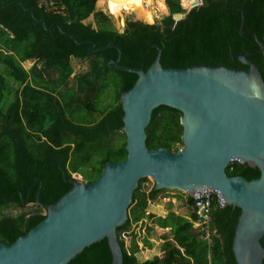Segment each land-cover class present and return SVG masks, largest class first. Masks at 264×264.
Wrapping results in <instances>:
<instances>
[{"label":"trees","instance_id":"16d2710c","mask_svg":"<svg viewBox=\"0 0 264 264\" xmlns=\"http://www.w3.org/2000/svg\"><path fill=\"white\" fill-rule=\"evenodd\" d=\"M40 1L0 0V242L8 245L44 218L42 208L35 203L38 190L39 201L52 204L71 189L68 181L72 173L80 174V169L92 165L93 171L84 178L94 182L108 161L127 158L126 135L118 131L123 124L119 101L123 93L133 88L137 76L107 67L108 60L117 59L116 49L88 55L91 44L77 45L64 32L80 43L94 41L95 50L116 45L121 49L120 66L144 72L154 64L159 50L162 67L175 70L222 66L245 71L247 67L240 64L236 55L247 52L250 55L246 59L258 68L264 83V0H202V6L188 13L192 0H150L152 17L169 16L153 24L126 21L123 32L113 28L110 18L97 11L98 3L100 6L103 1L107 10L116 9V18H120L124 10L118 0H53L59 11L46 10L39 5ZM136 9L131 10L148 19L146 11ZM174 13L187 14L176 22L172 19ZM92 15L96 27L84 22ZM253 35L263 45L260 53ZM71 57H95L94 81L79 79L78 90L98 95L96 86L100 85L96 104L82 108L76 92L57 94L41 80L37 68L29 74L22 66L28 60L42 61L45 68L58 72L57 89L73 75ZM31 75L36 87L30 84ZM10 85H14L13 90ZM109 86L117 90V104L96 122L92 111L99 110L98 102ZM84 109L91 113V119L78 122L75 115L83 118ZM180 116V112L171 108L155 109L146 128L147 146L176 151L184 145ZM120 133L124 140L117 144L109 140L112 134ZM226 171L229 176L246 180L259 176L258 169L236 162ZM144 181L140 180L133 195L128 220L117 229L123 264H236L232 244L239 209L219 207L216 196L211 199V242L205 231L200 233L192 226L190 219L169 213L154 223L164 229L171 226V239L164 240L160 256L139 263L137 254L152 249L149 233L153 227L147 219L153 215L146 216L148 200H154L163 191L152 188L147 193L141 185ZM187 198L192 206L193 199ZM30 204L34 209L24 211ZM8 207L22 212L3 214ZM190 218L197 219V214L192 213ZM260 244L264 247V235ZM111 262L112 254L105 239L84 249L69 264Z\"/></svg>","mask_w":264,"mask_h":264},{"label":"water","instance_id":"95a60500","mask_svg":"<svg viewBox=\"0 0 264 264\" xmlns=\"http://www.w3.org/2000/svg\"><path fill=\"white\" fill-rule=\"evenodd\" d=\"M186 14L174 13L179 21ZM242 27L240 24L239 30ZM88 55L116 49L111 70L137 76L133 88L121 96L127 158L108 161L94 182L81 181L76 174L68 181L71 189L57 201L35 203L44 211L42 221L10 245L0 242V264H69L84 249L108 239L111 264H123L117 229L128 220V209L142 179L151 178L154 189L179 191L192 197L200 188L219 190L227 206L239 209L232 251L236 264H262L264 247V83L258 68L236 55L247 70L195 66L164 69L161 50L147 72L120 66L121 49L108 45ZM254 39L260 53L263 45ZM166 107L180 112L182 145L176 151L147 146L146 128L155 109ZM231 161L256 168L258 178L229 176ZM41 187V183L39 184Z\"/></svg>","mask_w":264,"mask_h":264},{"label":"rangeland","instance_id":"374dc122","mask_svg":"<svg viewBox=\"0 0 264 264\" xmlns=\"http://www.w3.org/2000/svg\"><path fill=\"white\" fill-rule=\"evenodd\" d=\"M120 3V7L124 10L122 16L120 18H116L115 10H107V7L104 5V2L101 1V5L99 6L100 2L97 6L98 12H103L107 17L110 18L113 28H115L119 32H123L126 21H141L145 24H153V23H161V21L167 17L169 14L161 16L159 18L152 17V7L150 6V0H118ZM165 1V0H164ZM186 4V3H184ZM39 5H44L46 10L52 11H59V8L54 4L53 0H41ZM133 8H137V10L146 11L148 19L144 17L143 14H138L135 10H131ZM189 9V8H188ZM130 12V13H129ZM114 13V14H113ZM152 17V18H151ZM85 24H92L96 27V21L94 15L84 21ZM95 57H87L84 59H77L74 57L70 58V65L73 68V75L69 79L66 85H63L57 89H55L58 72L54 70H49L44 67L42 61H38L36 59L28 60L26 63L22 64L23 68L31 74L34 68H37L38 71L41 73V80L47 84V87H51V90H54L58 93L63 91H74L78 95L76 100H80V106L82 108L88 107V104H96V99L100 93V85H97V92L93 93L91 91H79L78 90V80L82 78L93 79L94 73V66H95ZM30 84L33 87H36L33 82V75H31ZM10 89H14V85H10ZM56 94V93H55ZM120 102V101H119ZM117 104V90L113 88V86H109L108 90L105 93H102V96L98 102V111L93 110L92 114L96 119V122H100L103 117L106 115L108 111H110L113 106ZM86 114L83 118L76 114V119L78 122H84L86 119H91V113L88 112L86 109L83 110ZM72 119V117H71ZM96 124V123H93ZM119 131V130H118ZM123 133V131H119ZM112 134L110 136L111 141L115 142V144L119 143L120 141L124 140V135L122 134ZM97 161V159L95 160ZM93 171V166H88L87 168L80 169L79 173H72V178L76 176V174L81 175V181L87 182L85 180L88 174H91ZM85 177V178H84ZM145 181L141 183L144 190L147 193L155 187V183L151 178L144 179ZM33 205H29L24 211L33 210ZM22 212V209H18L15 207H8L3 211V214L8 215H16ZM169 213H173L176 216H182L187 219H190V215L193 213V209L191 208L188 198L185 194L180 193L179 191L174 190H163L161 193L157 195L154 200H148V207L146 209V216L149 214L153 215L152 219L148 220V225L154 227L153 231L149 233V240L152 243V249L150 251H141V253L137 254L136 259L139 263H145L147 261L153 260L155 257L160 256L161 247L164 242L165 237L171 239V233L169 229L161 230L157 228L154 223L155 219L161 217H167ZM44 214V211L42 212Z\"/></svg>","mask_w":264,"mask_h":264},{"label":"built area","instance_id":"2783aa9c","mask_svg":"<svg viewBox=\"0 0 264 264\" xmlns=\"http://www.w3.org/2000/svg\"><path fill=\"white\" fill-rule=\"evenodd\" d=\"M190 8L197 7V5H200L199 0H193L189 3ZM213 196H216L218 198V202L221 207L224 206V202L221 199V195L218 191L213 189H199L195 195H194V205L193 210L194 213L197 214V220L195 222V225L202 229V231L206 232L207 239H210L211 231H209V225L211 222L210 213L212 211L211 206V199Z\"/></svg>","mask_w":264,"mask_h":264},{"label":"clouds","instance_id":"9594fccd","mask_svg":"<svg viewBox=\"0 0 264 264\" xmlns=\"http://www.w3.org/2000/svg\"><path fill=\"white\" fill-rule=\"evenodd\" d=\"M192 1H193V0H192ZM199 1H200L201 4H200V5H197V7H194V8H199L200 6H202L203 1H202V0H199ZM189 3H190V2H189ZM189 3H188V8H189V9H188L187 13L190 12V10L194 9V8H190V7H189V5H190ZM184 5H186V4H184ZM187 13H181V14H187ZM168 16H169V15H168ZM120 101H121V100H120ZM179 148H180V147H179ZM179 148H178V149H179ZM173 152H174V151H173ZM234 162H236V161H231L230 164H231V163H234ZM236 163H238V162H236ZM230 164H229V165H230ZM229 165H228V166H229ZM241 165H243V164H241ZM198 190H199V189H198ZM198 190H196V191L194 192V194H193L192 197H189L188 195L185 194L187 197L193 199V205H194V195H195V193H196ZM180 193H181V192H180ZM182 194H184V193H182ZM220 195H221V194H220ZM221 197H222L221 199H222L223 202H224V206L221 207L220 204H219V202H218L219 207H221V208H225V207H227V205H226L225 200L223 199V196H222V195H221ZM217 199H218V198H217ZM30 205H32V204H30ZM193 205H192V206L190 205L192 209H193ZM193 213H194V210H193ZM168 215H169V214H168ZM196 220H197V219L190 218V222H191L192 226H193L198 232L202 233V232H203L202 229L198 228V227L195 225ZM156 226H157V225H156ZM158 227H159V226H158ZM159 228H161V227H159ZM168 228H172V227L169 226V227H167V228H165V229H168ZM162 229H164V228H162ZM171 232H172V229H171ZM171 237H172V235H171ZM205 238H206V237H205ZM165 239H170V238H166V237H165ZM165 239H164V240H165ZM208 241L211 242L210 239H208ZM163 243H164V242H163Z\"/></svg>","mask_w":264,"mask_h":264},{"label":"crops","instance_id":"0c3cea01","mask_svg":"<svg viewBox=\"0 0 264 264\" xmlns=\"http://www.w3.org/2000/svg\"><path fill=\"white\" fill-rule=\"evenodd\" d=\"M162 218H166V217H162ZM156 226V225H155ZM157 228H159L158 226H156ZM153 229H154V227H153ZM159 229H161V230H166V229H162V228H159ZM169 229V232L171 233V228H168ZM170 238V237H169Z\"/></svg>","mask_w":264,"mask_h":264},{"label":"bare ground","instance_id":"6f19581e","mask_svg":"<svg viewBox=\"0 0 264 264\" xmlns=\"http://www.w3.org/2000/svg\"><path fill=\"white\" fill-rule=\"evenodd\" d=\"M200 189H202V188H200ZM203 190H205V189H203ZM213 190H215V189H213ZM216 191H218L220 194H221V192L219 191V190H216ZM222 195V194H221Z\"/></svg>","mask_w":264,"mask_h":264},{"label":"flooded vegetation","instance_id":"af4514ba","mask_svg":"<svg viewBox=\"0 0 264 264\" xmlns=\"http://www.w3.org/2000/svg\"><path fill=\"white\" fill-rule=\"evenodd\" d=\"M50 89H51V87H50ZM49 91V90H48Z\"/></svg>","mask_w":264,"mask_h":264}]
</instances>
